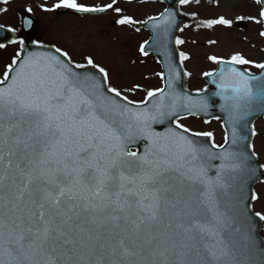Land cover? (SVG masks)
<instances>
[{"label": "snow or ice", "instance_id": "snow-or-ice-1", "mask_svg": "<svg viewBox=\"0 0 264 264\" xmlns=\"http://www.w3.org/2000/svg\"><path fill=\"white\" fill-rule=\"evenodd\" d=\"M117 4L59 0L44 11L120 14ZM162 16L149 19L167 33L174 14ZM116 23L138 22L122 15ZM218 25L231 27L232 21L219 17L202 26ZM139 51L148 55L145 45ZM55 53H17L0 79V264H245L243 250L250 255L254 247L251 217L247 209L243 218L238 213L245 202L233 201L239 191L233 181L234 174L251 169L247 153L233 150L246 139L235 125L257 98L264 109V79L236 66L264 69V63L239 53L228 60L209 57L229 66L204 75L220 88L233 121L231 142L226 135L224 145L213 142L209 148L193 138H211V132H192L179 123L185 111L206 112L208 100L178 93L174 66L166 79L159 74L168 90L148 91L137 104L109 86L108 70L91 55L86 63H73L67 51L57 47ZM179 56L181 63L190 59ZM85 68L96 71L74 70ZM166 121L175 127L154 128ZM255 216L264 221L261 213Z\"/></svg>", "mask_w": 264, "mask_h": 264}, {"label": "rangeland", "instance_id": "rangeland-1", "mask_svg": "<svg viewBox=\"0 0 264 264\" xmlns=\"http://www.w3.org/2000/svg\"><path fill=\"white\" fill-rule=\"evenodd\" d=\"M9 1L19 8L21 6L35 10L37 8L42 14L45 13L43 17L46 18L54 19V16H57L54 11H44V9L51 8L59 0ZM78 2L88 7H103L112 3V0H78ZM116 6L122 9V13L118 14L110 10L108 17H88L82 20L75 17L59 20L60 35L62 40L65 39L73 47V52H69V55L74 63H86L85 57L91 55L97 64L108 70L109 86L118 88L131 101L142 102L146 99L148 91L159 88L161 70L157 63L148 59L143 60L144 63L140 65L136 64L138 58L139 61L141 60L139 48L146 43L149 34L142 31L136 33L133 29H129L128 25L121 26L116 21L122 15L130 16L137 22L144 21L149 17L159 16L165 7L158 3H148L147 0H130V2L118 0ZM261 11L257 0H199V3L183 5L181 12L191 22L184 28L180 40L195 41L259 35L264 32ZM51 12L53 16L50 15ZM219 17L229 19L232 23L243 17V20H249L250 29L244 32L233 26L218 25L211 29L202 26L203 22ZM256 20H260V23H256ZM5 21V16H2L0 24L3 25ZM111 22H115V26H112ZM105 31L109 33L107 36L104 34ZM8 61L4 50L0 53V68H3L2 66ZM136 85H139V88ZM190 126L200 129L195 123H191ZM199 126L203 129L206 127L204 124ZM208 129L220 142L223 134L221 125L212 123ZM261 156L264 161L263 152ZM259 210L264 213L262 205L259 206Z\"/></svg>", "mask_w": 264, "mask_h": 264}, {"label": "water", "instance_id": "water-1", "mask_svg": "<svg viewBox=\"0 0 264 264\" xmlns=\"http://www.w3.org/2000/svg\"><path fill=\"white\" fill-rule=\"evenodd\" d=\"M150 1V0H149ZM151 1H159L163 2L167 5V10L163 14H167V12H172L174 14L173 16V23L171 27L169 28L168 32L165 33L163 31L164 25L161 23L160 29H155L153 27V21H149L142 25H135L137 29H140L141 27H144L147 31H150L152 33L151 39L148 41L146 46V51L148 52V55L154 54L158 60V62L163 67V74L165 76V79L168 76V67L169 65L174 66L179 72H180V78L178 81L175 82V90L180 93L181 95L191 96L194 100H201L203 98H206L208 100L209 107L206 112H198L196 115L193 116H201L204 117L206 120H212V119H223L224 127L227 131V135L229 136V143L231 142V128L233 121L230 118L229 111L225 108V102L221 99L220 95V88L217 86V84H212V87L208 90L206 93H197V94H191L186 90V84H185V75L182 71L180 62H178L177 58V52H175V46H176V39L185 24L186 20L182 19L179 15V11L177 9L179 3V0H151ZM263 6L264 11V0H261L260 3ZM4 11V5L0 3V13ZM64 13H72L77 15H97L102 13H77L75 11L71 10H61L58 12L59 15H64ZM107 13V12H105ZM21 15V32L24 33L30 30L35 29L38 30L37 20L35 18L30 17L25 13V11L20 12ZM31 21V24L29 25L27 21ZM160 20H163V16L161 15ZM235 26L240 27L241 29L248 30L247 23L242 21H237L235 23ZM8 31L0 26V44H6L7 43V33ZM159 32V35L157 33ZM23 52L20 55V57L27 56L28 53H46L51 52L53 54H56L55 51L51 48L43 49L38 47H28L27 45L23 47ZM78 72H95L96 70L91 68H85V69H74ZM262 73L259 76H253L257 78L264 79V69H262ZM220 71V70H219ZM218 71V73H219ZM217 73V74H218ZM165 79H163V85L165 88V91L168 89L166 88ZM218 79V77H217ZM253 85H257L258 80L252 81ZM255 90V87H254ZM111 95V94H110ZM156 98L154 97L153 100ZM123 102V101H122ZM146 106V105H142ZM183 115L185 117L191 116L186 111L183 112ZM264 116V109L261 107V103L259 98H257L255 101H253L252 105L250 106V111L248 114L244 116L242 120L236 123L237 132L240 136L246 137L245 140L240 142L239 145H234L233 150H241L247 153V155L250 157V159L247 161L248 168L251 169V171H244L242 173L234 174L235 180L233 183L238 186L239 191L236 192L235 197L233 198V201H238L240 197L243 198L244 204H239L238 206V213L243 218L245 214V209H247V216L251 217V235L254 241V247L252 249L251 254H247V250H243L240 259L245 262V264H264V255L261 254L260 249L264 248V240L262 237V221L259 220L258 217L255 216L252 210V203L255 199H252V195L254 194L255 185L260 182L264 181V174H263V168L260 167L257 163L256 156H253L252 153V128H253V122L261 117ZM175 119V118H173ZM175 127V124H173L171 121H166L164 124H156L154 125V128L157 131H164L167 127ZM177 131H180L177 129ZM193 139L207 145L209 148H211V142L209 137H194ZM143 141L140 142L141 145H143ZM212 151H221V149H212ZM214 165H218L220 161L215 160L212 161ZM210 175H215V170H212ZM228 197H225V200H227Z\"/></svg>", "mask_w": 264, "mask_h": 264}, {"label": "flooded vegetation", "instance_id": "flooded-vegetation-1", "mask_svg": "<svg viewBox=\"0 0 264 264\" xmlns=\"http://www.w3.org/2000/svg\"><path fill=\"white\" fill-rule=\"evenodd\" d=\"M6 9L2 16H5L4 27L8 29L7 43L5 47L0 48V53L6 51L9 61L0 68V79H3L4 72L9 64H11L13 59H17V53H22L23 47L28 46L31 48L38 47L46 49L45 46L55 48H61L63 51L73 52V47L64 40H62L60 35V29L58 21L65 18H75L72 15H64L62 17L54 16V19L43 17V14L39 12V9L21 8L13 5L11 1L8 0L7 3L1 0ZM26 9L30 15H35L38 19L37 25L38 30L35 29L21 32L20 26V15L21 9ZM33 8V7H32ZM28 9H31L29 12ZM55 12V11H54ZM53 16L52 12L50 13ZM80 18V17H78ZM112 26L115 23L111 22ZM23 40L24 44L21 45L20 41ZM215 41V43H212ZM176 52L178 59L180 61L179 54L181 52L185 53L190 57V59L181 63L184 72L190 73L191 75H186V83L188 84V89L190 92H204L212 85L208 80H206L205 72H214L218 69V64L213 63L209 57L216 56L224 60H228L232 55L237 53L243 55L246 59L254 62V64L264 63V36L259 35H249V36H238V37H227V38H216V39H206V40H195V41H184V44L177 45ZM152 62H156L155 58L150 57ZM225 68L229 67L224 65ZM240 70L245 71L251 75H258L261 73V69L254 67L253 65H237ZM203 123V119L188 118L182 119L179 123L183 124L185 127L189 128L193 132H209L205 129H194L190 126L191 123ZM213 123V122H211ZM209 123V124H211ZM221 122H219L220 124ZM208 124V125H209ZM255 136L253 140L254 151L256 155L260 158V154L264 153V117L258 119L254 122ZM214 136V135H213ZM213 142L216 145H222L225 143V133L222 134L221 141H217V137L214 136ZM261 162V161H260ZM262 165L264 166V161L262 160ZM256 202L254 203L253 210L259 212L262 215L264 213L259 210V206L264 207V183L258 184L256 187Z\"/></svg>", "mask_w": 264, "mask_h": 264}]
</instances>
